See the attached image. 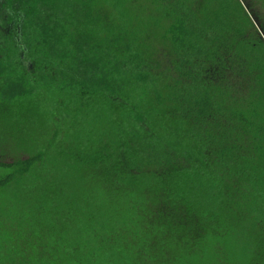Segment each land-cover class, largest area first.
Instances as JSON below:
<instances>
[{
  "label": "trees",
  "instance_id": "obj_1",
  "mask_svg": "<svg viewBox=\"0 0 264 264\" xmlns=\"http://www.w3.org/2000/svg\"><path fill=\"white\" fill-rule=\"evenodd\" d=\"M127 2L0 4V102L45 95L54 128L0 162L26 232L0 264H264V0H154L167 77ZM72 162L81 189L55 182Z\"/></svg>",
  "mask_w": 264,
  "mask_h": 264
},
{
  "label": "rangeland",
  "instance_id": "obj_2",
  "mask_svg": "<svg viewBox=\"0 0 264 264\" xmlns=\"http://www.w3.org/2000/svg\"><path fill=\"white\" fill-rule=\"evenodd\" d=\"M3 1L0 0V4ZM99 7L104 9L103 12L108 18L115 21L110 9L104 5ZM124 11L126 23L132 36L136 35L139 39L142 52L152 62H156L157 66L161 64L163 77H167L169 75L167 73L170 71L171 47L166 38V31L170 21L161 17L154 0H128ZM46 100L48 97L39 95L32 100L18 101L13 104L0 102V154H2L0 161L13 163L26 160L46 145L54 131L50 122L51 104ZM88 101L97 103L98 100ZM39 171L37 169L36 173L28 179L39 181L42 178ZM56 172L54 171L55 174ZM56 175L59 179L55 181L54 178V181L58 185L76 189L84 187L73 162L67 169ZM98 175L100 176L99 173ZM14 192H16V188L11 187L0 194V235L17 238L26 243L24 224L12 203L15 201Z\"/></svg>",
  "mask_w": 264,
  "mask_h": 264
},
{
  "label": "snow or ice",
  "instance_id": "obj_3",
  "mask_svg": "<svg viewBox=\"0 0 264 264\" xmlns=\"http://www.w3.org/2000/svg\"><path fill=\"white\" fill-rule=\"evenodd\" d=\"M0 156H2V154H0ZM0 162H2V161H0Z\"/></svg>",
  "mask_w": 264,
  "mask_h": 264
}]
</instances>
